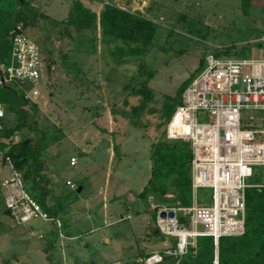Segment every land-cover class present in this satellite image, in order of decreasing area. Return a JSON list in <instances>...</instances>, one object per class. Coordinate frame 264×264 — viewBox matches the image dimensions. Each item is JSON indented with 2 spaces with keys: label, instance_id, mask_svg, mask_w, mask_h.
Instances as JSON below:
<instances>
[{
  "label": "rangeland",
  "instance_id": "1",
  "mask_svg": "<svg viewBox=\"0 0 264 264\" xmlns=\"http://www.w3.org/2000/svg\"><path fill=\"white\" fill-rule=\"evenodd\" d=\"M73 1L0 0V76L1 65L11 60L9 31L20 17L45 56L41 79L34 85L39 93L35 98L23 97V91L33 87L28 82L0 86L3 132L25 122L10 137L0 139L42 136L40 159L57 187L48 205L63 223L59 229L49 220L18 225L6 214L0 189V264H132L145 253L172 251L171 237L159 240L152 234V210L157 204L167 206L166 202L139 195L151 174V142L163 128L157 130L155 116L146 114L144 121L150 126L145 135L122 116L117 123L112 112V107L130 109L138 102V97L129 95L131 87L125 86L147 75L140 72L137 57L117 62L115 45L104 42L99 30L76 32L73 40L60 37V22ZM83 1L97 12L105 2L114 3L158 23L155 45L144 56L145 64L154 70L149 82L155 92L152 106H160L165 94H175L201 59L206 61L210 55L264 57V50L256 45L264 33V2L255 0L257 6L245 16L238 0ZM50 61L54 65L49 70ZM72 155L76 165L70 164ZM10 172L0 151V181ZM68 178L74 187L66 184ZM210 196L211 190H198L200 200L208 199L205 204H211ZM167 197L172 204L173 196ZM60 232L63 235L58 237Z\"/></svg>",
  "mask_w": 264,
  "mask_h": 264
},
{
  "label": "built area",
  "instance_id": "2",
  "mask_svg": "<svg viewBox=\"0 0 264 264\" xmlns=\"http://www.w3.org/2000/svg\"><path fill=\"white\" fill-rule=\"evenodd\" d=\"M11 60L1 65L0 86L10 81L33 85L24 90L25 98L39 93L34 85L42 76L43 56L37 44L18 22L10 29ZM264 50V33L256 40ZM247 111H252L246 114ZM256 112V113H254ZM5 116L0 99V129ZM212 120H209V119ZM168 139L191 143L193 203L186 207L159 205L157 225L162 233L178 239L177 248L169 255L178 257L196 245L199 236H212L218 244L222 236H240L245 231V189L257 169L264 186V57L260 59L217 58L210 55L206 67L193 79L182 95L166 126ZM10 176L2 182L6 208L17 224L53 217L27 191L21 173L10 156H4ZM71 158V163H76ZM74 187L75 183L67 181ZM199 189L211 190V204H201ZM205 199V198H201ZM157 207V205L155 206ZM175 211V216H161L162 211ZM186 219L180 223L178 214ZM42 237V235H41ZM165 255L154 253L144 264H159Z\"/></svg>",
  "mask_w": 264,
  "mask_h": 264
},
{
  "label": "trees",
  "instance_id": "3",
  "mask_svg": "<svg viewBox=\"0 0 264 264\" xmlns=\"http://www.w3.org/2000/svg\"><path fill=\"white\" fill-rule=\"evenodd\" d=\"M242 14L249 16L257 2L264 0H238ZM264 9V5L261 6ZM21 16V15H20ZM264 18V17H263ZM18 22L28 25L22 17ZM158 23L140 12L122 8L114 3H104L102 9L97 12L83 0H74L69 8L65 20L60 22L58 34L61 38L73 40L75 33L89 30L95 33L100 31L101 37L107 44H114L113 54L117 62L127 58L137 57L140 72L146 74L147 78L136 84L128 83L125 87H131L129 95L138 97V102L130 106V109L123 107H112L114 119L119 122L118 116H122L128 124L140 128L146 134L150 124L144 121L146 114L155 116L156 128L163 130L157 138L153 139L150 148L151 174L139 195L143 199L150 197L159 198V202H166L170 207H186L193 203L192 192V158L193 152L191 143L182 139H168L166 137V126L174 114L177 106L182 103V95L193 79L203 70L206 61L201 59L199 66L178 86L175 94H165L162 104L158 107L151 103L155 98V92L149 85L154 76V70L144 62V56L155 45L154 37ZM256 45L262 48V44L256 41ZM227 48L225 52L229 54ZM217 58L224 56L214 54ZM242 53L238 58H242ZM43 60L45 56L42 54ZM50 59V58H48ZM52 61L47 64L48 69L53 67ZM24 97V93H23ZM1 99V98H0ZM26 100L27 98L24 97ZM27 101V100H26ZM125 106L129 105L128 98L123 99ZM119 106V105H118ZM25 123V122H24ZM19 123L10 132L4 133L0 129V137H10L15 131L22 127ZM42 136L35 138L27 136L18 141L5 142L0 139V151L4 156H10L16 169L21 173L27 191L49 212L53 217L56 212L51 211L48 199L51 190L46 184L43 173V164L40 159L42 147ZM250 184L245 189V231L240 236H222L218 244H215L212 236H199L196 245L189 246L188 251L178 257V264H264V186H257L263 182L262 173L256 170L250 179ZM171 194L173 203H167V196ZM208 199H201L200 203H207ZM157 207L152 210L153 235L159 240H166L171 237V250L177 248L178 239L161 232L157 225ZM180 223L186 219L181 213L178 214ZM150 256L149 253L142 255L140 261L132 264H144V259ZM172 255H165L170 259ZM173 261L170 264H175ZM162 264V263H159Z\"/></svg>",
  "mask_w": 264,
  "mask_h": 264
},
{
  "label": "crops",
  "instance_id": "4",
  "mask_svg": "<svg viewBox=\"0 0 264 264\" xmlns=\"http://www.w3.org/2000/svg\"><path fill=\"white\" fill-rule=\"evenodd\" d=\"M101 9V8H100ZM99 9V10H100ZM98 10V11H99ZM25 29H26V32H27V26L25 27ZM9 34H10V32H9ZM27 34H28V32H27ZM29 36V35H28ZM10 37H11V35H10ZM12 45V44H11ZM83 137H84V135H82L81 136V139L80 140H83ZM83 142H85V146H88V143L90 142V141H83ZM73 144L75 145V143L73 142ZM72 157H74V155H72ZM4 163H6L5 162V160H4ZM78 162L76 161V163L75 164H72L71 163V161H70V164L71 165H76ZM43 173H44V176H45V180H46V184L49 186V188H50V190H51V193H54L55 191H56V188L57 187H55L56 185L55 184H52L51 183V181H50V177L45 173V171H44V166H43ZM10 175H8V176H5L3 179H1V181H0V186L2 185V182L5 180V179H7L8 177H9ZM68 180H71V179H67L66 180V184H67V181ZM72 181V180H71ZM72 182H74V181H72ZM69 186V185H68ZM1 189V188H0ZM83 189V187H81V189H80V191ZM6 207V206H5ZM7 209V208H6ZM8 210V209H7ZM10 216H11V214H10ZM128 217H130V216H128ZM35 221V220H34ZM50 222H52L53 223V225L54 226H57L58 227V229L60 228V227H62L63 226V223L61 222V220H60V218H59V216H58V214L56 213L54 216H53V219L52 220H49ZM32 222V221H31ZM30 222H28V223H26V224H18V225H28ZM56 227V228H57ZM60 231V230H59ZM28 233H32V230L31 229H29V232ZM60 235H63L62 234V232H60L59 233V236L58 237H60ZM41 236V235H40ZM55 240H57V235H54V236H52V241H54L55 242ZM107 241H110V239H107ZM114 264H117L116 262L114 263Z\"/></svg>",
  "mask_w": 264,
  "mask_h": 264
},
{
  "label": "water",
  "instance_id": "5",
  "mask_svg": "<svg viewBox=\"0 0 264 264\" xmlns=\"http://www.w3.org/2000/svg\"><path fill=\"white\" fill-rule=\"evenodd\" d=\"M79 189H81V187H79ZM6 214H8V215H10V212H9V210H6ZM160 215L161 216H166V215H168V216H170V217H174L175 216V211L174 210H169V211H162L161 213H160ZM175 260V256H172L170 259H165V260H163L162 261V264H170V263H172L173 261ZM215 264H218V261L216 260V262H215Z\"/></svg>",
  "mask_w": 264,
  "mask_h": 264
}]
</instances>
